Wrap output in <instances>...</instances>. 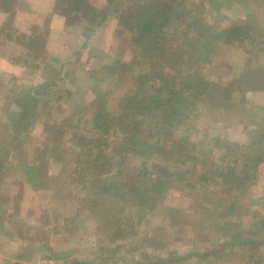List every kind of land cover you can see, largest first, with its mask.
Returning a JSON list of instances; mask_svg holds the SVG:
<instances>
[{"label": "rangeland", "instance_id": "obj_1", "mask_svg": "<svg viewBox=\"0 0 264 264\" xmlns=\"http://www.w3.org/2000/svg\"><path fill=\"white\" fill-rule=\"evenodd\" d=\"M89 1L101 10L111 0ZM53 2L17 0L11 14L0 12V264H264L263 244L258 249L254 244H248L247 248L242 245L247 243L222 249L226 231L223 229L232 226L248 234L253 224L250 210L261 211L260 206L264 205V199L258 202L264 197V159L243 192L226 190L215 181L200 180L201 173L214 176L226 164V153L220 147L224 142L234 144L236 152L240 144L248 145L249 151L261 148L264 154V143H252L255 134H264V0H220L219 11H210L208 3L205 4L209 22L220 27L248 23L254 27L255 39H261L247 48L221 45L215 50V47L210 55L211 63L200 68L199 76L207 77L211 90L220 97L212 96L214 92H211L205 97L206 104H199L196 114L192 113L185 123L190 137L189 146L184 145L189 153L187 158L181 164L160 159L170 167L171 183L162 189V195L156 197V206L153 210L147 209L135 227L126 223L125 216L131 215V210L125 211L130 207L112 198L101 199L94 211L80 209L81 195L77 194L74 164L68 153L75 145H70L67 139L60 145L68 150L63 151V156L68 158L65 164L50 165L47 171L48 177H55L58 172L64 175L67 171V179L49 181L47 178L44 184L36 185L32 174H26L29 167L38 163L40 152L52 138L56 139L57 125L65 124L67 136L76 130L71 121L77 120L73 119L72 108L65 119L63 115L58 117L61 109L58 106H62L60 91L69 87L72 100L79 90H82L80 95L90 94L93 89L88 76L104 65L101 53L107 54L109 61L117 58L121 63L130 64L133 60L129 34L115 18L92 32L86 30L84 22L73 21L67 25L64 17L55 13ZM126 3L123 0L121 6ZM48 15L44 54L36 55L33 63L31 59L29 64L33 65H25L22 63L25 49L6 45L5 32L12 29L28 32L32 25L42 27ZM12 51L15 53L11 55ZM12 56L18 63L8 61ZM141 68L143 63L134 69L130 65L131 73ZM253 71L261 73L255 76L258 82L251 74ZM103 74L107 78L99 82L102 98L113 105L131 88L133 74L127 72V79ZM41 83L45 89L38 86ZM20 90L36 93L33 97L39 98L42 109L41 118L31 130L15 135L6 126V119L18 110L14 100L15 92ZM82 131L86 133L85 128ZM7 142L16 148L3 156L6 145L3 143ZM163 145L160 141L159 146ZM165 147L169 152L175 151L171 142L165 143ZM159 154L155 153V161L161 158ZM127 158L130 159L122 161V165L133 174L136 169L130 166L137 160L131 159L133 156ZM179 170L184 184L176 181ZM205 199L214 207L206 213L203 212ZM229 203L238 204L236 211L218 216ZM111 223H119L118 230L125 232L124 235L114 237L116 229L109 226ZM108 249L110 252L115 249L118 254L106 259L104 256H112L105 253ZM190 251L195 256L182 262L173 259L174 262L172 258L166 261L173 254V258L187 256ZM203 253H208V258H201Z\"/></svg>", "mask_w": 264, "mask_h": 264}, {"label": "trees", "instance_id": "obj_2", "mask_svg": "<svg viewBox=\"0 0 264 264\" xmlns=\"http://www.w3.org/2000/svg\"><path fill=\"white\" fill-rule=\"evenodd\" d=\"M124 1L127 3L121 6L123 0H111L99 10L89 0H54L55 13L63 16L67 25L73 21L84 22L86 30L93 32L101 28L107 20L115 18L129 34L128 41L132 48L133 60L130 64L121 63L117 58L109 61V56L101 53L100 59L105 61L104 65L93 70L91 73L94 74L93 76H88L93 89L90 94L86 92L83 96L82 92L80 95L82 90H79L75 99L72 100L69 87L60 91L62 106H58L61 108L58 117L63 115L65 119V115L72 108L73 119L77 118V120L71 121L75 123L73 125L76 130L67 136L65 124L57 125L58 138H52L50 144H47L40 152L41 157L38 156L40 158L38 163L29 167L26 174H32L31 178L36 185L44 184L47 178L49 181L54 178L57 180L60 178L61 181L67 179V171L65 173L67 176L62 172H58L55 177L47 176L50 165H58V163L64 165L65 159H68L63 156V151L68 150L60 147L61 141L67 139L70 145H75V148L68 153L69 159L74 164L72 171L75 186L78 188L77 194L81 195L80 209L94 211L101 199L112 198L130 207L125 211L127 213L131 210L129 212L131 215L125 216L126 223H129V227H135L140 223L147 209L153 210L157 202L156 197L162 195V189L171 183L170 167L165 166L161 160H171L172 163L181 164L189 154L184 149V145L190 144L189 130L185 123L188 122L192 113L197 111L199 104H206L205 97L214 92L211 90L212 85L207 81V77L199 76L200 68L211 63L210 55L215 52L213 51L215 47V50L221 45H244L247 48L261 38L255 39L254 27L248 23V25L233 23L220 27L209 22L205 17L206 12L209 9L219 11L222 6L220 0ZM16 2L17 0H0V12L11 14ZM207 3L208 10L204 8ZM49 17L50 15L46 18V25L42 27L32 25L28 32H17L14 29L8 33L5 32V39L8 40L6 45L11 44L10 46L14 48L25 49L23 64H29L31 59H34L31 62L33 63L36 55L44 54L45 41L49 32L47 25ZM246 42L248 44H245ZM13 53L15 52L12 51L11 55ZM16 59L12 56L8 58V61L18 63ZM141 63L143 68L131 73L133 70L130 69V65L134 69ZM144 63H146L145 67ZM127 72H130V75L133 74L131 88L113 105L107 104L102 98L103 91L99 88V82L107 78H104L103 73L105 76L114 78L115 76L125 77ZM251 74L255 79V76L258 77L261 73L253 71ZM71 82L76 84L74 80ZM38 86L45 89L43 83ZM33 94L36 93L30 90L15 92L17 97L14 102L18 110L6 119V126L15 135L27 133L41 118L42 108L40 109L39 98L33 97ZM215 95L220 97L218 92H214L212 96ZM84 128L86 133L82 131ZM255 136L252 143H264V134L257 133ZM160 141L164 144L163 146H159ZM168 142H171L176 152L168 151L165 147V143ZM3 144H6L3 147V156L16 148L11 142ZM220 147L226 153L224 158L227 159L226 164L217 169L214 176L201 173L200 180L203 183L215 181L226 190L245 191V186L250 184V179L253 177L252 174L255 175L258 164L264 159L261 148L249 151L248 145L242 147L239 144L237 145L239 152H236L233 150L235 145L228 142H224ZM160 152V162L155 161L153 159L155 153L160 155ZM129 156L137 160L132 164L133 166H130V169H136L133 174L122 165V161L130 159L127 158ZM176 158L178 160H175ZM180 171L177 172L176 181L184 184L185 182L180 178ZM86 197L90 199H85ZM263 199L264 197L259 198L258 202ZM206 200L203 206L206 210L203 211L204 213L214 208L212 204L208 205ZM214 205L220 207V204L214 203ZM237 205L229 203L224 211L218 213V216L232 214L236 211ZM260 207L261 211L250 210L253 224L248 229V234L244 235L232 226L223 229L226 231L222 249L232 248L242 243H247V245L242 244L246 248L248 244L252 246L254 244L257 249L258 245H264V205ZM118 224L109 225L116 229L113 232L114 237L125 233L118 230ZM105 253L112 255L104 256L109 260L118 254L115 249L111 252L108 249ZM194 253L190 251L187 256L180 255L175 258L173 254L166 261H171L172 258V261L175 259L177 262H182L185 258L195 256ZM208 255L203 253L200 257L208 258ZM79 264L90 263L80 262Z\"/></svg>", "mask_w": 264, "mask_h": 264}]
</instances>
